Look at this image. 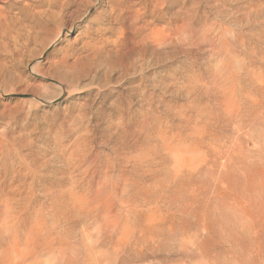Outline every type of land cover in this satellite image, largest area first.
<instances>
[{"label":"rangeland","instance_id":"374dc122","mask_svg":"<svg viewBox=\"0 0 264 264\" xmlns=\"http://www.w3.org/2000/svg\"><path fill=\"white\" fill-rule=\"evenodd\" d=\"M208 2L0 0V143L28 173L8 208L72 224L87 262L80 245L67 260L264 264V0ZM187 8L229 43L173 39L140 70ZM106 173L122 177L118 195L96 200ZM109 223L120 233L104 240Z\"/></svg>","mask_w":264,"mask_h":264},{"label":"bare ground","instance_id":"6f19581e","mask_svg":"<svg viewBox=\"0 0 264 264\" xmlns=\"http://www.w3.org/2000/svg\"><path fill=\"white\" fill-rule=\"evenodd\" d=\"M214 1L215 0H210V2H208V4H211V8L214 6ZM99 3H97V6ZM111 13L117 16V21H122V17L125 15L124 10L120 7H114ZM85 17L87 18V16ZM176 20L179 22L181 21V23L176 24L173 31L174 33H170L167 36L159 35L157 37L158 32H155L156 36L153 37H157L156 44L158 46L153 47L147 45V50L144 51L139 59L140 68H142L140 70L144 69L143 67L145 64L153 61L152 55H159L162 53L166 44L170 46L172 42L169 41H173V39H175L180 46L186 45L192 48H200V45L203 43H210L212 46H215L218 39H222L223 44L227 45L231 40L228 31L219 28V25H216V23H214L213 20H209V18L203 20L196 10L187 8L185 11H181L177 14ZM62 31L59 34L60 36L63 34ZM173 35L175 36L172 38ZM134 69L137 71L135 66ZM149 96L150 94L145 93V101L148 102ZM182 152L183 150L179 148L176 150L175 154L178 155ZM69 160L74 162L72 155L69 156L68 161ZM82 161L85 162L86 159ZM83 167L84 166L79 163L77 166L75 165L74 169L79 170L83 169ZM97 172L98 173H94L91 176L85 171H82L81 173L84 175L83 178L75 180L74 186L78 189H83L89 184V176L94 178L99 174H103V170H98ZM27 175L28 173H26L25 162L21 152L18 149L15 151L11 145L3 146V144L0 143V264H44L42 262L45 259H48V261L45 260V264H76L67 260L64 256L76 248L79 250L80 247H78V245L84 250L79 260L80 262L86 263L87 241L82 239L75 246L67 243L68 234L73 231V228L70 227L72 224L57 220L54 214L49 215L48 220L44 219L41 221L40 215H38V211L35 208H8L10 206L9 202L12 192L23 189ZM121 182L122 177L117 176L116 181H113V176L106 173L100 182L101 187L93 190V194L97 195L96 200L101 198L102 191L108 187H110L109 191L111 196L118 195ZM100 228L101 230L103 228L111 231L104 234V240L109 236L110 239L113 240L114 234L117 232L120 233L119 223H109L107 227L101 225ZM108 233H110V235H108ZM121 234H126V230H122ZM103 239L101 242H103ZM138 243L137 241L134 242L131 247H137Z\"/></svg>","mask_w":264,"mask_h":264}]
</instances>
